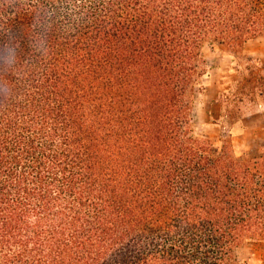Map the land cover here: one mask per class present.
<instances>
[{"label":"trees","instance_id":"trees-1","mask_svg":"<svg viewBox=\"0 0 264 264\" xmlns=\"http://www.w3.org/2000/svg\"><path fill=\"white\" fill-rule=\"evenodd\" d=\"M263 36L264 0H0V264H240L264 146L239 159L192 114L203 48Z\"/></svg>","mask_w":264,"mask_h":264},{"label":"rangeland","instance_id":"rangeland-1","mask_svg":"<svg viewBox=\"0 0 264 264\" xmlns=\"http://www.w3.org/2000/svg\"><path fill=\"white\" fill-rule=\"evenodd\" d=\"M202 55L210 69L203 94L195 95L194 136L218 147L223 144L239 159L255 157L264 146V100L248 105L240 88L249 84L247 63L264 67V36L234 52L205 46ZM236 258L240 264H264V240L246 242Z\"/></svg>","mask_w":264,"mask_h":264}]
</instances>
